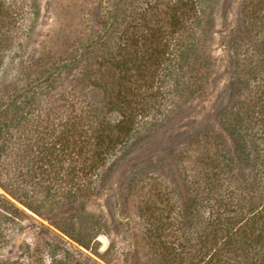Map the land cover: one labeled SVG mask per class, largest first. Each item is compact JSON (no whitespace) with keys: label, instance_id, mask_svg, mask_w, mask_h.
Here are the masks:
<instances>
[{"label":"trees","instance_id":"trees-1","mask_svg":"<svg viewBox=\"0 0 264 264\" xmlns=\"http://www.w3.org/2000/svg\"><path fill=\"white\" fill-rule=\"evenodd\" d=\"M108 3L107 21L96 16V28L103 29L96 30V55L82 75L91 80L96 100L71 104L56 92L86 55L50 65L47 57L38 58L36 76L8 101L21 111L37 107L41 97L59 95L61 130L56 134L53 128L55 134L35 151L28 145L22 150L33 161L30 173H40V178L31 174L29 182L36 181L30 196L24 199L0 183V264H70L74 254L82 264H107L79 249L87 250L84 239H95L104 228L83 226L70 212L84 211L85 202L105 188L137 147L170 122L153 112L162 107L160 101L174 97L187 103L207 87L218 0ZM238 14L226 44L232 75L224 92L231 101L187 132L177 153L165 152L155 163V170L162 169L166 155L168 161L191 162L190 171L175 170L174 225L168 220L146 232L158 239L157 264H264V0H240ZM2 43L0 35V49ZM240 90H246L243 100ZM3 127L0 154L14 135ZM141 176L130 178L128 187ZM73 205L76 209L66 210Z\"/></svg>","mask_w":264,"mask_h":264},{"label":"rangeland","instance_id":"rangeland-1","mask_svg":"<svg viewBox=\"0 0 264 264\" xmlns=\"http://www.w3.org/2000/svg\"><path fill=\"white\" fill-rule=\"evenodd\" d=\"M239 2L218 0L216 4L214 27L207 49L213 68L207 77L203 95L187 103L174 97L167 102L158 100L162 107L157 111L156 106L153 112L159 116V121L165 122L170 118V122L163 126L161 121L160 125L164 128L137 147L105 188L85 202L84 211H79L80 208L74 210L76 204L66 209L74 210L70 213L81 217L79 221H85L83 226L87 225L96 232L104 228L105 233L96 234L95 239H84L87 250L77 246L97 262L157 264L158 254L154 250L157 249L158 239L153 235L147 237L146 232L153 225L165 224L168 220L173 224L176 203L173 193L179 179L175 170L181 166L190 171L191 162L187 158L180 164L175 159L168 161L169 155H166L164 167L157 171L155 163L157 159H163L165 152L175 149L174 154L177 153L184 146L182 142L186 133L205 122L208 116L218 110V106L230 99L229 94L224 92L232 75L226 44L240 17ZM109 12L108 0H0V35L3 41L0 49V96H3L0 99V126H4L3 130L7 127L8 132L14 134L6 144L7 151L0 154V183L24 199L30 196L31 182L36 181L33 179L29 182L31 174L40 178V173H30L33 161L30 162L22 150L28 145L35 151L50 132H60L61 120L57 118L60 110L57 106L61 102L55 101L59 95L53 94L51 97H41L37 107L29 108L26 105L21 111H15L8 101L20 94V84L36 76L37 68H33V65L38 58L47 57L50 65L53 62H67L75 57L78 60L86 55L87 61L79 66L78 71L64 76L56 92L68 97L71 104L78 100H96V89L89 85L91 80L82 75L88 69L85 67L93 63L89 60L96 55V30L103 29V26L96 28V16L106 22ZM49 65L45 64L43 68ZM254 83L251 80L250 85ZM244 92L246 90L238 92L239 99L247 97L242 95ZM2 141L0 138V146ZM186 154L192 156L193 153ZM97 171L101 172L99 169ZM137 173L144 176L135 186L128 187V180ZM0 193H3L1 189ZM159 195H162V200L158 199ZM163 196L168 200H163ZM168 229L169 232L173 231V226ZM164 231L162 234L168 232ZM108 246L109 252L105 253ZM71 257L70 264L83 263L79 256L74 254Z\"/></svg>","mask_w":264,"mask_h":264}]
</instances>
